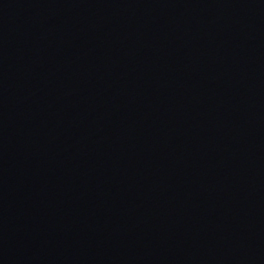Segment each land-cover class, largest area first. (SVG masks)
Instances as JSON below:
<instances>
[{
  "label": "water",
  "instance_id": "1",
  "mask_svg": "<svg viewBox=\"0 0 264 264\" xmlns=\"http://www.w3.org/2000/svg\"><path fill=\"white\" fill-rule=\"evenodd\" d=\"M0 264H264V0H0Z\"/></svg>",
  "mask_w": 264,
  "mask_h": 264
}]
</instances>
